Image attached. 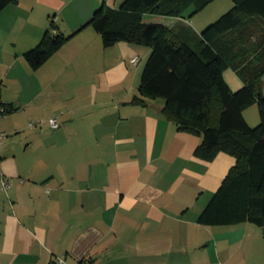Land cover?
I'll return each instance as SVG.
<instances>
[{"label":"crops","instance_id":"crops-1","mask_svg":"<svg viewBox=\"0 0 264 264\" xmlns=\"http://www.w3.org/2000/svg\"><path fill=\"white\" fill-rule=\"evenodd\" d=\"M122 1L15 0L0 10V156L9 184H0V264H264L260 226L197 220L235 159L197 157L201 134L179 130L163 98L140 93L148 46H104L85 26L37 68L26 63L51 17L53 30L69 34L102 3ZM197 17L142 21L184 39L215 18ZM223 77L232 91L243 85L230 68Z\"/></svg>","mask_w":264,"mask_h":264},{"label":"trees","instance_id":"trees-1","mask_svg":"<svg viewBox=\"0 0 264 264\" xmlns=\"http://www.w3.org/2000/svg\"><path fill=\"white\" fill-rule=\"evenodd\" d=\"M14 1L0 0V10ZM211 1L123 0L118 7L102 3L69 34L53 30L51 17L39 42L23 57L35 69L85 26L100 34L104 46L119 40L148 46L140 93L163 98L162 112L179 130L201 134L197 157L211 160L225 152L235 159L197 220L264 227V0H232L226 12L184 39L162 23L142 21L144 14L197 13ZM227 68L243 82L235 91L224 80ZM253 103L260 120L251 127L243 110Z\"/></svg>","mask_w":264,"mask_h":264},{"label":"rangeland","instance_id":"rangeland-1","mask_svg":"<svg viewBox=\"0 0 264 264\" xmlns=\"http://www.w3.org/2000/svg\"><path fill=\"white\" fill-rule=\"evenodd\" d=\"M231 5H232V0H212L206 6H204L200 11H198V13L190 14L191 10L186 11V17L194 16V14H196V16H198L197 19L202 21V20H205L206 18L209 19L212 16V17H215L212 20V21H214L222 13L226 12L231 7ZM206 25L207 24H205V26ZM254 57H255V55H254ZM256 59H258V57ZM243 112L245 114L246 119L251 123V125H250L247 122L248 125L253 127V126L258 124V122L260 120V116H259L258 105L256 103H253V104L247 106L243 110ZM260 228H261V230H264V227L260 226ZM262 262H264V258H262Z\"/></svg>","mask_w":264,"mask_h":264},{"label":"built area","instance_id":"built-area-1","mask_svg":"<svg viewBox=\"0 0 264 264\" xmlns=\"http://www.w3.org/2000/svg\"><path fill=\"white\" fill-rule=\"evenodd\" d=\"M54 19V17L52 18V20ZM139 60V57L137 55H134L133 57L130 58V62L133 63V64H136ZM50 126L52 128H56L58 126V121L55 117H52V118H49L48 120ZM3 137V133L0 132V140L1 138ZM1 162H2V159H1V156H0V184L2 186V188L6 191L7 188L9 187V184L8 182L6 181V179L4 178V174H3V171L1 169ZM63 263V259L62 258H57L56 260V263L55 264H62ZM78 264H85L83 261H81L80 263Z\"/></svg>","mask_w":264,"mask_h":264}]
</instances>
